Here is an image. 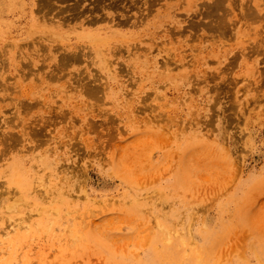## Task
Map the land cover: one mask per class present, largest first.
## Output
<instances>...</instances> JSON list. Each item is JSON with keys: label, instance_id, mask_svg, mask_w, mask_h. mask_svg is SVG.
I'll return each instance as SVG.
<instances>
[{"label": "rangeland", "instance_id": "374dc122", "mask_svg": "<svg viewBox=\"0 0 264 264\" xmlns=\"http://www.w3.org/2000/svg\"><path fill=\"white\" fill-rule=\"evenodd\" d=\"M0 61V264H264V0H0Z\"/></svg>", "mask_w": 264, "mask_h": 264}, {"label": "bare ground", "instance_id": "6f19581e", "mask_svg": "<svg viewBox=\"0 0 264 264\" xmlns=\"http://www.w3.org/2000/svg\"><path fill=\"white\" fill-rule=\"evenodd\" d=\"M44 3H45V2H44ZM46 5H47V4H46ZM46 5H45V4L42 5V6H41L42 9L40 8V10H44V8L48 7V6H46ZM149 7H151V6H149ZM149 7H148V8H149ZM148 8H146V9H148ZM46 9H47V8H46ZM46 9H45V10H46ZM211 14H212V13H211ZM2 61H3V60H2ZM0 62H1V61H0ZM1 64H2V63H1ZM62 66H63V65H62ZM60 68H61V67H60Z\"/></svg>", "mask_w": 264, "mask_h": 264}]
</instances>
